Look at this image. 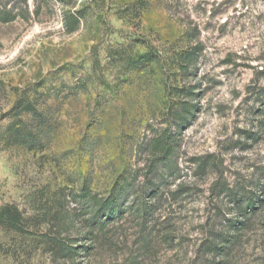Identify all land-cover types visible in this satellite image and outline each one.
Listing matches in <instances>:
<instances>
[{
  "label": "rangeland",
  "instance_id": "374dc122",
  "mask_svg": "<svg viewBox=\"0 0 264 264\" xmlns=\"http://www.w3.org/2000/svg\"><path fill=\"white\" fill-rule=\"evenodd\" d=\"M18 97L38 112L14 118ZM14 120L43 141L0 146V208L30 223L0 228V264H264V207L237 205L264 199V0H0V132Z\"/></svg>",
  "mask_w": 264,
  "mask_h": 264
},
{
  "label": "trees",
  "instance_id": "16d2710c",
  "mask_svg": "<svg viewBox=\"0 0 264 264\" xmlns=\"http://www.w3.org/2000/svg\"><path fill=\"white\" fill-rule=\"evenodd\" d=\"M193 54L182 55L180 60V66L183 69H187L192 61ZM148 54L140 57V63L149 61ZM11 113L14 114V118L18 119L19 117H24L27 115L36 114L37 108L35 104L31 101L30 97H18L15 101L13 107L11 108ZM43 130L41 127L37 129H27V126L23 121H12L4 131L0 132V146L6 147H17V146H35L37 142L40 144L43 141ZM177 145V140L173 135H167L165 138L164 146L160 149L162 157H160V162L166 167L165 172H175L177 169V163L174 160L175 158V147ZM256 204H260V206L264 207V199L258 197L255 199L254 197H245V200L242 204L237 199V205L240 210H243L242 207L245 205L246 208L243 210L245 214L243 215H251L255 214L259 209ZM95 208L91 215V225L94 229L98 231H104L108 225L120 218L122 215V201L120 196H110L104 201L94 203ZM241 212V211H240ZM44 223L43 221L41 224ZM246 225L245 221L240 222L237 221L231 224V227L237 228V230H243V228H239V225ZM0 228L17 233L18 235L25 236L29 231L30 223L24 217V214L17 208L16 206L7 205L5 207L0 208ZM47 245L50 248V252H52L56 257H59L63 253H72V245L68 240L61 239L60 237H52L48 238ZM229 244L232 242L229 241ZM230 247H220L215 244H208L207 250L209 254H213L217 252L218 255L223 256L227 255ZM209 264V263H208Z\"/></svg>",
  "mask_w": 264,
  "mask_h": 264
}]
</instances>
